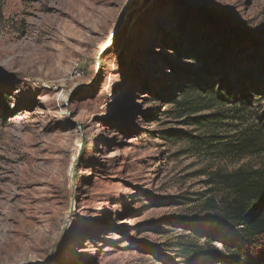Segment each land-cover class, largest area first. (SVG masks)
I'll list each match as a JSON object with an SVG mask.
<instances>
[{"label": "rangeland", "instance_id": "374dc122", "mask_svg": "<svg viewBox=\"0 0 264 264\" xmlns=\"http://www.w3.org/2000/svg\"><path fill=\"white\" fill-rule=\"evenodd\" d=\"M235 33L264 39V0H0V264H191L176 245L205 248L185 221L225 194L216 173L264 163L232 150L264 111V42ZM223 43L212 85L239 96L190 125L171 102L187 50ZM235 245L264 264V244Z\"/></svg>", "mask_w": 264, "mask_h": 264}, {"label": "trees", "instance_id": "16d2710c", "mask_svg": "<svg viewBox=\"0 0 264 264\" xmlns=\"http://www.w3.org/2000/svg\"><path fill=\"white\" fill-rule=\"evenodd\" d=\"M230 30V29H229ZM224 32V38L227 42L231 32ZM232 30V29H231ZM239 39L244 38L251 42L252 46L257 48L261 46L264 39L259 35L235 33ZM225 51L224 43L220 46L219 53L215 50L210 54H205L201 49L194 54V45L187 50V58L195 60L192 66L193 71L183 73V85L179 88L181 93L179 99L173 97L171 102L178 107L177 111H183L186 114V120H192L190 125L195 126H218L221 113H212L208 115L200 114L203 110L212 109L222 106L226 103H234L239 96V92L235 95L227 93L226 84L213 86V77L218 73L219 62L223 58ZM246 53V50L242 51ZM246 55V54H245ZM217 57V60L215 59ZM203 63L199 69L198 62ZM243 100H250V97L243 94ZM264 100V97L262 98ZM241 107H236L240 110ZM170 110L164 111V114ZM179 116V115H177ZM261 120L260 125L251 132L242 131L240 136L235 139L232 150L239 154L255 152L264 145V111L258 116ZM172 136L179 139H193L192 141H206L203 137L187 135L179 137L177 131H171ZM165 133L164 135H167ZM169 135V134H168ZM210 140L218 138V135H209ZM225 141L219 142L226 145ZM230 144V143H229ZM218 182L226 189L224 195L215 199L210 197L207 199V213L201 219L188 220L190 231L194 237L202 232L207 236L205 239L206 246L202 248L195 243H177L176 248L180 255L191 264H245L239 245L236 243L247 245H263L264 244V163L257 168L239 167L229 173H216ZM150 226H154L152 221L147 222ZM212 238H219L225 242L226 253H221L216 247L210 246L209 242ZM234 244V246H231ZM195 252H200L203 256L200 259L192 257ZM194 258V259H193Z\"/></svg>", "mask_w": 264, "mask_h": 264}, {"label": "bare ground", "instance_id": "6f19581e", "mask_svg": "<svg viewBox=\"0 0 264 264\" xmlns=\"http://www.w3.org/2000/svg\"><path fill=\"white\" fill-rule=\"evenodd\" d=\"M48 9H50L51 10V13H52V15H51V18L53 17L54 19L58 16V13H60L61 12V10H59L58 8H56V7H54V6H48ZM48 16H50V14L48 15ZM48 18V17H47ZM50 19V18H49ZM52 21V20H51Z\"/></svg>", "mask_w": 264, "mask_h": 264}]
</instances>
